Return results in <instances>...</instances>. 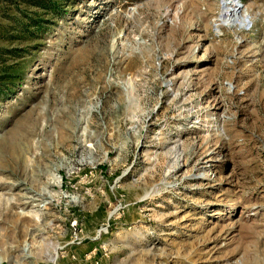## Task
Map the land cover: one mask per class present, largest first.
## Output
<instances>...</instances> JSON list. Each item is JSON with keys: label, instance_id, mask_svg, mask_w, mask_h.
I'll use <instances>...</instances> for the list:
<instances>
[{"label": "rangeland", "instance_id": "rangeland-1", "mask_svg": "<svg viewBox=\"0 0 264 264\" xmlns=\"http://www.w3.org/2000/svg\"><path fill=\"white\" fill-rule=\"evenodd\" d=\"M223 1L0 0V264H264V0Z\"/></svg>", "mask_w": 264, "mask_h": 264}, {"label": "trees", "instance_id": "trees-1", "mask_svg": "<svg viewBox=\"0 0 264 264\" xmlns=\"http://www.w3.org/2000/svg\"><path fill=\"white\" fill-rule=\"evenodd\" d=\"M57 3L58 2L56 1H50L48 2V4H45V5H48L47 7L56 11L58 8ZM21 23L24 28L23 30L27 31V33L33 35L34 37L43 35V33L47 31V28H44L41 19L37 17H32L26 22L21 21ZM10 51H14V50H10ZM19 54L20 53H16L14 55H19ZM17 72L18 71L12 74H9L7 76H3L5 77V80L4 82H1L3 83V85L0 84V99L9 98L11 97L12 94L15 93V90L13 87L15 85H19V83L21 82V78L17 76L18 75Z\"/></svg>", "mask_w": 264, "mask_h": 264}, {"label": "bare ground", "instance_id": "bare-ground-1", "mask_svg": "<svg viewBox=\"0 0 264 264\" xmlns=\"http://www.w3.org/2000/svg\"><path fill=\"white\" fill-rule=\"evenodd\" d=\"M229 1V0H228ZM222 14H221V22L224 23V25L231 26L233 22L236 20L232 18L231 16V9H236V5L239 4L236 1H230V2H222ZM237 10V9H236ZM237 13V12H236ZM240 26V24H239Z\"/></svg>", "mask_w": 264, "mask_h": 264}, {"label": "water", "instance_id": "water-1", "mask_svg": "<svg viewBox=\"0 0 264 264\" xmlns=\"http://www.w3.org/2000/svg\"><path fill=\"white\" fill-rule=\"evenodd\" d=\"M240 5H241V4H237V5H236V9H237L236 11H237V12H238V10H239Z\"/></svg>", "mask_w": 264, "mask_h": 264}, {"label": "built area", "instance_id": "built-area-1", "mask_svg": "<svg viewBox=\"0 0 264 264\" xmlns=\"http://www.w3.org/2000/svg\"><path fill=\"white\" fill-rule=\"evenodd\" d=\"M106 247H104L103 249H105Z\"/></svg>", "mask_w": 264, "mask_h": 264}]
</instances>
